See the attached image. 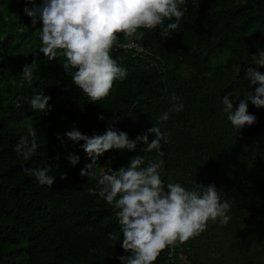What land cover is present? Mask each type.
<instances>
[{"label":"trees","instance_id":"obj_1","mask_svg":"<svg viewBox=\"0 0 264 264\" xmlns=\"http://www.w3.org/2000/svg\"><path fill=\"white\" fill-rule=\"evenodd\" d=\"M23 7L24 0H0V264H120L117 257L126 253L109 238L121 235L120 226L98 196L97 180L106 169L126 167L132 155L146 162L163 159L165 185L215 183L222 200L231 204L227 226L209 222L205 232L172 248L171 255L165 249L155 264H264V107L249 101L248 112L257 122L238 132L222 111L223 95L242 97L252 90L245 75L249 66L264 72L251 58L264 49V0H187L180 26L169 38L145 29L133 38L121 35L120 43L133 39L143 51L113 49L127 77L96 104L72 84L58 61L32 54L41 43V24L33 26ZM34 58L38 71L29 86L20 72ZM34 91L51 97L47 113L29 108ZM173 103H183L184 109L170 111V118L159 123L169 133L163 157L138 144L135 153H105L95 177L80 175L91 161L80 147L84 142L68 140L67 131L102 133L115 114L120 117L116 126L135 139ZM238 103L234 99V106ZM99 114L106 119L99 120ZM28 127L36 129L39 146L25 160L15 145ZM153 138L149 133V142ZM68 153L80 157L75 166ZM46 166L55 176L52 187L24 172Z\"/></svg>","mask_w":264,"mask_h":264},{"label":"clouds","instance_id":"obj_2","mask_svg":"<svg viewBox=\"0 0 264 264\" xmlns=\"http://www.w3.org/2000/svg\"><path fill=\"white\" fill-rule=\"evenodd\" d=\"M186 3L187 0H24L23 14L33 26L41 24V43L32 54L38 57L43 53L47 61H58L72 84L96 104L110 95L117 80L127 77V69L112 55L113 49L120 46L119 37L133 38L139 29H145L158 30L160 37L169 38V33L180 26L187 11ZM3 19L10 22L8 15ZM251 58L252 64L264 66V49L251 54ZM37 71L34 58L22 66L21 79L31 86ZM245 75L251 91L242 97L231 93L222 97V111L237 132L257 122V117L248 112L249 101L256 108L264 107V72L249 66ZM230 97L239 100L238 106H234ZM50 99L44 92L34 91L27 102L33 112L47 113L51 109ZM171 100L176 101L177 96L173 94ZM15 106L19 107L20 102ZM183 109V103H173L153 127L135 139L116 126L120 117L115 114L102 133L88 135L73 127L65 136L73 143L83 141L80 147L91 161L85 163L80 175L95 177L97 161L105 153L112 150L135 153L138 144L147 146L144 151H155L163 157L162 147L169 143V133L161 131L159 123L170 118V111L179 113ZM98 119L106 118L99 114ZM149 133L154 136L151 142ZM36 137V129L28 127L27 136L21 135L15 145L17 154L30 159L39 146ZM57 139H61L59 133ZM61 143L65 141L61 139ZM66 158L72 166L80 160L74 153H68ZM163 166V159L146 162L145 157L132 155L126 167L106 169L97 180L100 186L97 194L111 206L120 226L121 235L109 234L110 240L120 242L126 253L117 257L120 264H155L165 249L182 246L200 236L209 222L227 226L232 219L231 204L222 200L215 183H196L192 188L179 182L165 185ZM24 172L34 176L42 186L54 185L55 176L49 174L47 166L24 168ZM60 178L67 176L62 174Z\"/></svg>","mask_w":264,"mask_h":264},{"label":"built area","instance_id":"obj_3","mask_svg":"<svg viewBox=\"0 0 264 264\" xmlns=\"http://www.w3.org/2000/svg\"><path fill=\"white\" fill-rule=\"evenodd\" d=\"M119 47H121L123 49L134 50L135 53L143 51V47H141L140 44L137 41L133 40V39H130L127 42H124V43H120ZM171 251H172V248H169V251H168L169 255H171Z\"/></svg>","mask_w":264,"mask_h":264}]
</instances>
